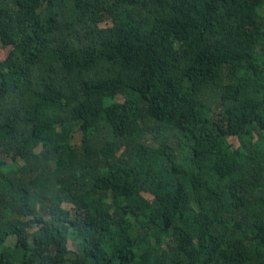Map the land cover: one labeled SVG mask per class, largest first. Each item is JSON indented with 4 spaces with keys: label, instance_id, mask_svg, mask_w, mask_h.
Masks as SVG:
<instances>
[{
    "label": "trees",
    "instance_id": "16d2710c",
    "mask_svg": "<svg viewBox=\"0 0 264 264\" xmlns=\"http://www.w3.org/2000/svg\"><path fill=\"white\" fill-rule=\"evenodd\" d=\"M0 46V264H264V0H0Z\"/></svg>",
    "mask_w": 264,
    "mask_h": 264
},
{
    "label": "rangeland",
    "instance_id": "374dc122",
    "mask_svg": "<svg viewBox=\"0 0 264 264\" xmlns=\"http://www.w3.org/2000/svg\"><path fill=\"white\" fill-rule=\"evenodd\" d=\"M105 23H108V22H105ZM5 50H3V48L0 46V58H1V56H2V54H5ZM229 141H230V143L232 144V146H235L236 144H237V140H236V138H234V137H231V138H229L228 139ZM8 161H10L8 158H6ZM147 198H149V199H153L154 197H153V195H151L150 193H147V192H144L143 193ZM64 208H66L67 210H69L70 211V213L72 214V217H71V219H68L67 220V223H69V224H71V223H74V221H75V216H76V213H75V206H74V204H72L71 202H70V200L69 199H67L66 198V202H65V204H64ZM9 244L10 245H12L13 244V240H10L9 241ZM69 248L70 249H75V244L71 241V242H69Z\"/></svg>",
    "mask_w": 264,
    "mask_h": 264
}]
</instances>
